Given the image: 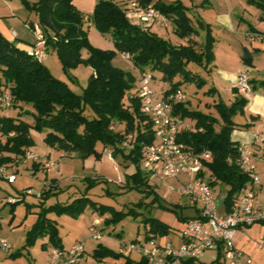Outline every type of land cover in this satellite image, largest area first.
Instances as JSON below:
<instances>
[{
    "label": "rangeland",
    "instance_id": "obj_1",
    "mask_svg": "<svg viewBox=\"0 0 264 264\" xmlns=\"http://www.w3.org/2000/svg\"><path fill=\"white\" fill-rule=\"evenodd\" d=\"M36 1L0 0V33L14 46L28 54L33 52L34 45L39 41L37 31L34 29L38 26V15L33 9ZM97 1L99 0H73V3L84 16H90ZM114 1L125 7L130 24L144 28L151 27V32L173 46L185 43V40L174 33L170 22L164 26L157 22L144 25L136 14L137 10L141 9L136 2L131 0ZM164 1L169 2V0ZM181 1L189 8L188 15L193 18V21L202 19L203 14L213 18L217 12H221L228 14L222 17L223 26H228L231 23L229 21L231 18L236 24L235 31L240 38L245 32L264 36V9L249 0ZM85 28L91 47L98 51L112 53L111 64L132 77L131 92H135L139 87L138 81L142 70L134 66L130 59L114 50L109 34H101L91 22L87 23ZM239 37H237V41L240 39ZM196 38L194 37V39ZM244 39L242 42H245ZM198 40L202 42L203 33H199ZM42 42L46 51L44 38H42ZM197 44L199 45L198 42ZM214 47L216 46L213 45L212 52ZM248 47L252 50L250 45ZM260 51L264 50L260 49ZM221 52H223L222 55L226 53L231 55L233 62L230 67H237L238 51H224L222 46L217 54L220 55ZM252 52L254 53V51ZM87 57V51L83 50L81 62L64 69L57 53L50 52L41 63L53 77L66 82L75 94L80 95L92 74L91 68L83 63ZM256 61H258L256 69L251 71L250 76L251 86L253 85L254 89L249 95L261 97L264 101V53L256 57ZM188 69L199 75L204 84L200 88L194 84H183L182 91L186 94L184 101L187 102L190 110L212 116L217 121L214 129L218 132L223 126V121L212 104L222 101L229 106L243 95L234 92L231 85L225 82L226 79L217 76L215 71L210 68L204 69L195 64H189ZM145 71L152 72L148 68ZM152 74L154 78L150 83V89L154 97L160 99L163 93L170 88V84L161 80L160 73L153 72ZM0 81L2 80L0 79ZM213 88L216 91L212 97L207 93ZM257 103L258 100H255L251 106L247 102L243 112L237 111L232 116V122L236 125L231 133V140L234 142L252 145V140L247 141L250 131L243 127L254 119L264 123V102ZM258 111H261L262 115L257 113ZM32 112L33 109L29 104L21 103L18 108L0 111V116H19L24 122L33 124ZM86 113L90 114L89 111ZM184 122L191 124L188 120H184ZM123 129V125L115 124L114 126L115 131L123 132ZM44 136L45 130L30 129L28 131L30 144L23 150L25 154L36 156V161L29 160L26 156L10 154L9 157L14 162L11 165L0 166V171L2 170L0 172V240L6 241L9 246L7 250L0 249V264H52L47 237H38L28 250L23 249L27 232L31 230L42 210H46V218L54 222L63 251L70 250L77 244L83 246L84 252L78 264L122 263L121 258H115L113 255L100 261L96 260L92 253L99 245L114 254L123 253L134 264H138L141 253L138 250L130 251L128 246L133 241H140V244L146 248H152L151 242H145L144 239L145 233L148 231V224L145 222L151 218L164 223L170 229L168 236H157L154 242L160 244L167 241L179 242L178 235L185 227V222L181 218H192L196 214V207H198V205H192L190 199L181 194L182 186L179 182L147 175L140 167V173L146 178L148 186L154 190V193L139 192L127 186L128 176L135 172L134 166L120 157L113 159L110 156V159H107L106 156L110 155L111 151L109 148L103 149L100 144H97L96 151L102 155H91L81 160L75 154L63 155L56 147L47 145ZM123 147L129 148L126 143ZM251 151L259 178L257 200L264 208V143L252 146ZM34 163H39L38 168L34 166ZM48 163L52 166H46ZM13 173H16L15 181L7 182V177ZM181 182L185 183V177L181 176ZM47 188L51 189L48 197L46 200H40V193ZM226 191L227 187L224 185L217 184L214 187L217 202L221 201ZM17 201L19 202L13 206L12 203ZM39 203H43L44 207H39ZM55 205L73 206L69 210H73L75 206L80 208L79 211L71 213L52 209ZM219 212H221L220 209ZM96 235H99V239L95 238ZM261 235L262 228L259 225H254L250 228L239 229L233 238L235 248L250 257L252 264H264V253L258 247ZM44 244L46 245L44 246ZM216 257L217 252L209 250L202 253L198 261L209 264Z\"/></svg>",
    "mask_w": 264,
    "mask_h": 264
},
{
    "label": "trees",
    "instance_id": "obj_2",
    "mask_svg": "<svg viewBox=\"0 0 264 264\" xmlns=\"http://www.w3.org/2000/svg\"><path fill=\"white\" fill-rule=\"evenodd\" d=\"M131 1L136 2L141 9L153 8L158 11L172 24L174 33L185 40V43L173 46L151 32L149 27L130 24L125 7L114 0L97 1L90 16H84L75 7L73 0H37L33 5L38 15L37 27L46 41V51L56 52L64 69L79 64L82 51H87L88 57L83 63L91 68L92 74L80 95L75 94L66 82L53 77L41 61L14 46L0 33V93L11 96V108H18L21 103H26L33 109V124L24 122L19 116H0V166L14 162L9 157L10 154L26 156L23 149L30 144V129L45 130V143L56 147L63 155L75 154L84 160L91 155H102L96 151L97 144L103 149L109 148L111 158L120 157L135 168V172L127 178V186L139 192L154 193L140 173L143 149L154 140L152 124L140 112L137 92H131L132 77L111 64L112 53L91 47L85 25L91 22L98 32L109 34L114 50L127 54L128 59L142 73L146 72V68L152 71L149 73L153 78V72L160 73L161 80L170 84L163 96L182 90L183 84H194L198 88L204 84L199 75L188 69V65L195 64L207 69L214 60L212 49L215 39L210 26L200 18L193 21L188 15L189 8L181 0ZM249 1L264 9V0ZM200 32L204 36L198 45L193 38L198 37ZM243 60L247 62L245 57ZM251 82L249 80L252 92L254 86H251ZM232 90L238 93L236 88ZM215 91L214 88L210 89L207 94L213 97ZM247 102L243 96L229 106L222 101L212 104L223 121L218 132L214 129L217 121L212 116L190 110L186 101L173 106V114L190 121L194 128V132H182L178 137L179 142L196 153L211 154L212 161L206 164L208 184L213 188L217 184L227 187L223 200L226 207L232 197L249 183L248 177L235 162L238 143L231 140V133L236 127L232 116L237 111L243 112ZM115 124L123 125V132L115 131ZM249 126L247 124L243 128ZM125 143L128 149L123 147ZM38 165L39 163H34L36 168ZM50 191L49 188L44 189L39 199L46 200ZM38 206L44 207L43 203ZM70 208L73 206L52 207L71 213L79 211L80 207L75 206L73 210H69ZM45 211L39 213L35 224L27 232L23 249L28 250L35 239L42 236L47 237L49 250L56 248L63 251L57 228L54 222L46 218ZM188 219L190 218H181L185 223ZM145 224H148L145 242L155 241L157 236H168L170 233L168 226L156 219H148ZM181 233L182 231L179 238ZM131 244L145 247L140 241H133ZM110 255L121 258L120 264H134L123 253L114 254L100 245L92 253L98 261ZM138 264H147V258L141 255ZM179 264L204 263L182 259ZM209 264H219V254Z\"/></svg>",
    "mask_w": 264,
    "mask_h": 264
},
{
    "label": "built area",
    "instance_id": "obj_3",
    "mask_svg": "<svg viewBox=\"0 0 264 264\" xmlns=\"http://www.w3.org/2000/svg\"><path fill=\"white\" fill-rule=\"evenodd\" d=\"M136 14L144 25L157 22L164 26L167 23L166 18L153 8L138 9ZM34 29L37 31L39 41L34 45L31 55L35 60L42 61L47 55L42 42L43 36L38 27ZM253 38H260L258 40L264 43L262 35H253ZM123 55L128 59L127 54ZM152 79L151 73H142L138 81L139 87L136 89L140 112L150 120L154 133L152 144L143 149L140 167L147 175L179 182L182 186L181 194L189 198L192 205L198 207L195 209V216L185 223L178 243L167 241L158 244L152 241V248L129 244V250H138L147 258V264H179L182 259L198 260L202 253L209 250L219 254V264H252L250 257L235 248L233 238L239 229L259 225L262 228V235L258 247L264 253V208L257 200L259 178L253 163L254 156L251 151L253 145H237L235 162L248 177L249 183L232 197L226 207L223 203L225 196L217 202L214 188L208 184L206 164L212 161L211 154L196 153L178 140L182 132H194L191 124H186L173 114V106L183 102L186 94L182 90H177L157 99L150 89ZM249 80L248 72L238 75L235 88L239 94L246 96L251 93ZM11 106V96L8 93H0V110ZM107 157L110 158V155ZM26 158L37 160L36 156L29 153L26 154ZM46 166L51 167L52 164L48 163ZM181 176L185 177V183L181 182ZM15 179L16 174L13 173L7 177V182L13 183ZM95 238L99 239V235ZM0 249H9L6 241L0 240ZM83 252V246L77 244L67 251L51 248L49 255L52 264H78Z\"/></svg>",
    "mask_w": 264,
    "mask_h": 264
},
{
    "label": "crops",
    "instance_id": "obj_4",
    "mask_svg": "<svg viewBox=\"0 0 264 264\" xmlns=\"http://www.w3.org/2000/svg\"><path fill=\"white\" fill-rule=\"evenodd\" d=\"M75 7H76V5H75ZM203 15L204 16L202 18V21H204L205 23H208V25H210L213 37H215L214 38L215 39L214 45L216 46V47H214V51H213L214 60L208 68H210V70H214L215 73L217 74V76L226 79L225 82L230 84L231 89H233V88H235L237 77L240 73L248 72L249 78H251L250 77L251 71L256 69V66L258 63V61H256V57L261 55V53H264V51H260V49L264 50L263 43H261L260 40H258L257 38H253V35L251 33L249 34L248 32H247L248 34L245 32V34L241 38L239 36H237L236 31H235L236 24H234V22L231 18L229 19V21L231 22L230 23L231 25L230 24L228 26L225 25L227 27L223 26L222 17H223V15H228V14L217 12V14L213 18H210L207 14H203ZM237 27H239V26H237ZM150 28L151 27H149V29ZM216 30H217V32H216ZM201 33H203V32H201ZM203 36H204V33H203ZM237 37L240 38L238 41L236 40ZM242 39H244L245 42H242ZM194 40L196 42H198L199 44L201 43L198 40V37ZM248 45H250L252 50L249 49ZM222 46L224 47V51H232V50L238 51V55L236 56L237 57V59H236L237 67H234V68L230 67L232 62H233L231 60L232 59L231 55H229L227 53L225 55H222L223 52H221L220 55L217 54L219 48H221ZM252 51H254V53ZM244 57L247 60L246 63L243 60ZM228 64H229L230 68L228 67ZM247 65H249V67H247ZM244 97L248 100V105L251 104V106H253V103L255 100H258L257 104H260V102H264V101H262L261 97H257L254 95L248 94ZM213 100H214V98H213ZM257 113L262 115L261 111H258ZM248 124L250 126H249V128H246V130H249L250 132L248 131L249 134H248L247 141L252 140L253 146L257 145V144L264 143V140H263V138H264V123H260L259 120L254 119ZM245 133H247V132H245ZM237 143L238 144H245V143H240V142H237ZM105 156H106V154H105ZM106 158L110 159L107 156H106Z\"/></svg>",
    "mask_w": 264,
    "mask_h": 264
}]
</instances>
